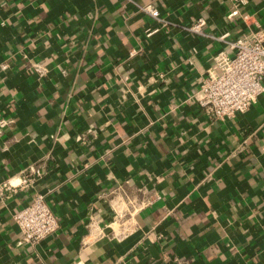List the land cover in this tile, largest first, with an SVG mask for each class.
<instances>
[{"label": "crops", "instance_id": "0c3cea01", "mask_svg": "<svg viewBox=\"0 0 264 264\" xmlns=\"http://www.w3.org/2000/svg\"><path fill=\"white\" fill-rule=\"evenodd\" d=\"M199 18L209 36L186 29ZM259 29L264 0H0V181L44 171L0 201V264H264V97L226 122L195 97ZM141 187L161 199L132 236H89L111 191ZM37 194L60 230L30 247L14 217Z\"/></svg>", "mask_w": 264, "mask_h": 264}, {"label": "built area", "instance_id": "2783aa9c", "mask_svg": "<svg viewBox=\"0 0 264 264\" xmlns=\"http://www.w3.org/2000/svg\"><path fill=\"white\" fill-rule=\"evenodd\" d=\"M159 24L166 27L168 21L161 16L157 7L152 5L141 7ZM204 18L197 19L186 29L192 35L209 36L205 29ZM159 27L147 31L150 37ZM223 40L224 37H220ZM232 54L224 51L216 57L219 72L209 70L200 83L195 95L199 107L213 121L226 122L238 114L248 112L260 98L264 97V29L244 33L229 42ZM41 76L47 69L40 64L31 67ZM14 120L0 118V132L11 126ZM88 136L96 133L90 130ZM84 139L79 136L80 142ZM44 171L40 167L31 166L21 175L20 182L16 177L0 181V201L18 193L19 189L31 188L35 178H41ZM207 175L203 182L211 179ZM105 201L112 212L110 221L98 223L93 218L88 223V234L95 240L109 237L123 240L132 236L138 229L137 215L152 207L161 199L159 193H151L145 187L138 188L137 195L131 196L117 188L108 195ZM15 222L20 229L19 244L35 247L42 241L54 236L60 230V222L43 195H35L31 203L15 214Z\"/></svg>", "mask_w": 264, "mask_h": 264}]
</instances>
